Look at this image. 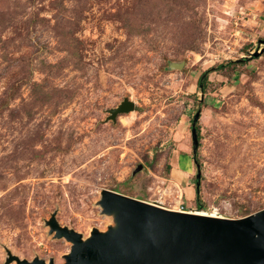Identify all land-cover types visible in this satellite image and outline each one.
<instances>
[{"label": "rangeland", "instance_id": "374dc122", "mask_svg": "<svg viewBox=\"0 0 264 264\" xmlns=\"http://www.w3.org/2000/svg\"><path fill=\"white\" fill-rule=\"evenodd\" d=\"M263 42L264 0H0V264H63L71 245L46 222L106 231L103 190L264 210ZM124 99L134 111L107 121Z\"/></svg>", "mask_w": 264, "mask_h": 264}, {"label": "water", "instance_id": "95a60500", "mask_svg": "<svg viewBox=\"0 0 264 264\" xmlns=\"http://www.w3.org/2000/svg\"><path fill=\"white\" fill-rule=\"evenodd\" d=\"M263 52L264 48L257 54ZM134 106L124 99L108 111L107 121L133 112ZM198 120L199 113L191 124L193 154L198 146ZM199 179L197 173V190ZM98 206L113 224L104 232L93 229L86 239L60 226L55 214L46 222L55 239L71 245L63 264H264V210L233 220L167 210L108 190L101 192ZM13 262L54 264L37 258L28 262L8 253L4 264Z\"/></svg>", "mask_w": 264, "mask_h": 264}, {"label": "trees", "instance_id": "16d2710c", "mask_svg": "<svg viewBox=\"0 0 264 264\" xmlns=\"http://www.w3.org/2000/svg\"><path fill=\"white\" fill-rule=\"evenodd\" d=\"M244 62H245V60H242V61L239 60V61H235V62H228V63H225V64H220V65H218L217 67H215L214 69H211V70L222 71V70L226 69L229 66L237 65V64H243ZM211 70L204 72L201 75V77L199 78V80H198V88H199V90L202 93H204V90H205V82L207 81V75L211 72ZM195 204L197 206L198 211H202V204H201V201H200V198H199V190H197L196 187H195Z\"/></svg>", "mask_w": 264, "mask_h": 264}, {"label": "bare ground", "instance_id": "6f19581e", "mask_svg": "<svg viewBox=\"0 0 264 264\" xmlns=\"http://www.w3.org/2000/svg\"><path fill=\"white\" fill-rule=\"evenodd\" d=\"M200 214H203V215H205L204 213H200ZM211 216H213V215H211ZM214 217V216H213Z\"/></svg>", "mask_w": 264, "mask_h": 264}]
</instances>
